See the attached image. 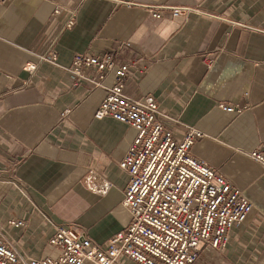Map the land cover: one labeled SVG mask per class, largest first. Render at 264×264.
<instances>
[{"label": "crops", "instance_id": "0c3cea01", "mask_svg": "<svg viewBox=\"0 0 264 264\" xmlns=\"http://www.w3.org/2000/svg\"><path fill=\"white\" fill-rule=\"evenodd\" d=\"M151 6L192 10L174 17L162 8L155 18ZM72 11L76 23L63 29ZM126 41L117 61L137 63L125 78L126 93L154 95L177 139L184 124L198 127L205 136L192 153L253 204L227 245H206L194 264H264V165L242 152L264 143V0L0 3V227L7 239L21 255L41 257L50 252L54 223L73 225L103 246L130 224L122 203L129 175L119 163L137 130L96 118L106 90L74 86L65 69L76 52L103 54ZM50 49L58 53L57 65L42 62L34 73L24 68ZM112 82L109 74L106 83ZM219 103L247 108L233 114ZM90 169L112 182L107 194L86 187ZM13 218L28 225L11 226ZM118 264L139 263L122 255Z\"/></svg>", "mask_w": 264, "mask_h": 264}, {"label": "built area", "instance_id": "2783aa9c", "mask_svg": "<svg viewBox=\"0 0 264 264\" xmlns=\"http://www.w3.org/2000/svg\"><path fill=\"white\" fill-rule=\"evenodd\" d=\"M162 8H171L174 17L192 10L186 6H151L150 11L161 18ZM60 13L61 8L56 7L54 14ZM75 23L72 11L62 27L71 29ZM122 44L103 54L76 52L65 69L74 86L89 84L92 89L106 90L94 113L96 118L111 117L137 130L119 163L129 175L122 203L131 214L130 224L103 246L73 225L54 223L48 241L50 252L41 257L21 255L0 227V264H118L122 255L139 264H194L206 245L222 250L232 227L244 222L252 211V202L240 188L192 153L195 142L205 136L198 127L184 124L183 137L177 139L164 122L171 117L160 109L154 95L133 97L126 93L125 78L137 63L117 61L122 46L130 42ZM35 54L37 60L24 67L30 73L42 62L58 64L54 50ZM146 68L143 64L138 70L144 72ZM109 74H113L112 84L106 83ZM219 107L240 114L247 105L219 103ZM242 152L264 165V143ZM10 182L22 189L17 181ZM84 184L100 195L112 187V182L94 169H90ZM8 222L14 227L28 225L21 218Z\"/></svg>", "mask_w": 264, "mask_h": 264}]
</instances>
